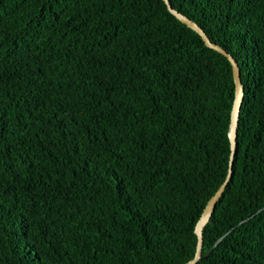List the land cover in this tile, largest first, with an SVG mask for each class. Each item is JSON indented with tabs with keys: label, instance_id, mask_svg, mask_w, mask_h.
I'll list each match as a JSON object with an SVG mask.
<instances>
[{
	"label": "trees",
	"instance_id": "trees-1",
	"mask_svg": "<svg viewBox=\"0 0 264 264\" xmlns=\"http://www.w3.org/2000/svg\"><path fill=\"white\" fill-rule=\"evenodd\" d=\"M168 2L243 86L195 264H264V0ZM233 92L162 0H0V264L189 260Z\"/></svg>",
	"mask_w": 264,
	"mask_h": 264
},
{
	"label": "water",
	"instance_id": "water-1",
	"mask_svg": "<svg viewBox=\"0 0 264 264\" xmlns=\"http://www.w3.org/2000/svg\"><path fill=\"white\" fill-rule=\"evenodd\" d=\"M166 6V9L169 13H171L177 20L185 24L187 27L195 31L202 39L203 43L221 53L224 55L227 60L230 63L231 66V72H232V79L234 84V92H233V99L231 103V109H230V116H229V124H228V130H227V136L229 140V157H228V165L225 177L223 181L220 183V185L217 187V189L213 192V194L208 198L206 204L204 205L198 219L195 222L194 225V233L196 235V245H195V251L193 256L184 262L183 264H195L196 262L200 261L202 258H204L210 250H208L206 253L201 254V245H202V228L206 224V222L209 219V216L214 209V206L216 202L218 201L219 197L221 196L229 178L231 175V165L233 161V156L235 152V146H236V128H237V122H238V114H239V108L243 96V86L240 81V75H239V67L235 61V59L227 52L225 51L221 46L218 44L211 42L205 32L200 28L194 21L189 19L184 14L180 13L179 11L173 9L168 0H162ZM220 239V238H219ZM217 239L216 242L219 240ZM215 242V243H216Z\"/></svg>",
	"mask_w": 264,
	"mask_h": 264
}]
</instances>
